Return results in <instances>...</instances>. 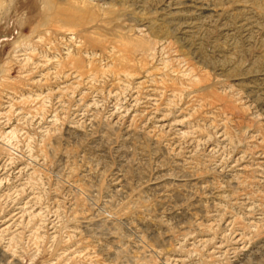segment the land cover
<instances>
[{
	"label": "rangeland",
	"instance_id": "1",
	"mask_svg": "<svg viewBox=\"0 0 264 264\" xmlns=\"http://www.w3.org/2000/svg\"><path fill=\"white\" fill-rule=\"evenodd\" d=\"M0 264H264V0H0Z\"/></svg>",
	"mask_w": 264,
	"mask_h": 264
}]
</instances>
